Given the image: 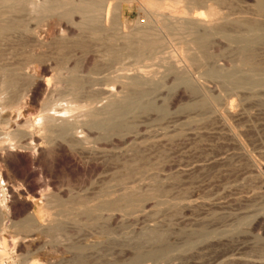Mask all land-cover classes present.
Segmentation results:
<instances>
[{
  "label": "rangeland",
  "instance_id": "374dc122",
  "mask_svg": "<svg viewBox=\"0 0 264 264\" xmlns=\"http://www.w3.org/2000/svg\"><path fill=\"white\" fill-rule=\"evenodd\" d=\"M33 1L0 7V24H14L0 33V131L28 120L36 135L24 146L0 132V264H264L256 0H158L168 11L99 0L93 12L78 10L86 0ZM140 36L159 39L154 51L136 47ZM39 79L48 88L30 92Z\"/></svg>",
  "mask_w": 264,
  "mask_h": 264
},
{
  "label": "bare ground",
  "instance_id": "6f19581e",
  "mask_svg": "<svg viewBox=\"0 0 264 264\" xmlns=\"http://www.w3.org/2000/svg\"><path fill=\"white\" fill-rule=\"evenodd\" d=\"M38 1V0H37ZM53 2H54V0H52ZM51 1V2H52ZM67 1H69V0H59V3H61V4H56V3H54V4H56V7H58L57 5H64L65 3L67 4L68 2ZM78 1V0H77ZM98 1L99 0H86V1H83L81 4L79 3L78 4V10H85L84 12H86V10H88V9H92V5H94V6H96L95 4H97L98 3ZM163 1V0H162ZM162 1H158V0H145V3L151 8V9H153V10H156V11H160V9H167V11H168V9H169V6H167V5H165L164 4V2H162ZM167 1V0H166ZM191 1V0H190ZM194 1H199V0H194ZM201 1V0H200ZM10 2V3H9ZM33 2H35V1H33V0H0V7H3L4 8V10H5V8L7 9V11H5L6 13L8 12V13H10L11 12V10H13L12 8H14L15 9V7L16 6H18V5H24V3L26 4V6L27 5H29L30 3H31V5H32V3ZM43 2H45L44 0H43ZM50 2V3H51ZM55 2H57L56 0H55ZM74 2V1H73ZM81 2V1H80ZM100 2H103L102 0H100ZM192 2V1H191ZM256 2H257V8H258V11H261V12H264V0H256ZM40 3V2H39ZM39 3H37L38 4V7H39ZM69 3H72V2H69ZM195 3V2H194ZM197 3V2H196ZM199 3H202V2H199ZM44 4V3H43ZM46 4V3H45ZM73 4V3H72ZM76 4V3H75ZM101 4V3H100ZM104 4V3H103ZM224 4V3H223ZM30 5V6H31ZM68 5V4H67ZM70 5V4H69ZM107 5H108V3H107ZM256 5V4H255ZM25 5L23 6V7H26ZM32 6H35V7H37L36 5H34V3H33V5ZM40 6H42V7H39V9L40 8H44L45 9V7H43V5H40ZM48 6L49 7H51V4L49 5L48 4ZM54 5H52V7H53ZM93 6V7H94ZM98 6V5H97ZM96 6V7H97ZM101 6H102V4H101ZM197 6V5H196ZM210 6V5H209ZM28 7V6H27ZM47 7V6H46ZM63 7V6H62ZM69 7V6H68ZM73 7H75V5L73 6ZM76 7H77V5H76ZM75 7V8H76ZM95 7V8H96ZM99 7V6H98ZM148 7V8H149ZM185 7V6H184ZM194 7V6H193ZM11 8V10H8V9H10ZM59 8H61L60 6H59ZM74 8V9H75ZM95 8H93V9H95ZM149 8V9H150ZM2 9V8H1ZM0 9V11L2 12V10ZM32 9H34V8H32ZM32 9H31V11H32ZM38 9V10H39ZM54 9V8H53ZM56 9H58V8H56ZM55 9V10H56ZM62 9V8H61ZM93 9H92V12H93ZM114 9V8H113ZM3 10V11H4ZM22 10H24V8L22 9ZM37 10V9H36ZM36 10H34V11H36ZM100 10V9H99ZM170 10V9H169ZM10 11V12H9ZM28 11V10H27ZM48 11H50V10H48ZM62 11H63V9H62ZM66 11V10H65ZM64 11V12H65ZM68 11V10H67ZM70 11V10H69ZM82 11V12H83ZM89 11V10H88ZM87 11V12H88ZM97 11H98V8H97ZM0 12V13H1ZM20 12V11H19ZM25 12V11H24ZM39 12V11H38ZM37 12V13H38ZM41 12V11H40ZM43 12H45V11H43ZM42 12V13H43ZM64 12H62V13H64ZM98 12H100V11H98ZM102 12V11H101ZM116 12V11H115ZM171 12V11H170ZM207 12V13H206ZM205 12V14H207V16L210 18V20L211 19H213V18H215L216 16H217V13H216V11H214L213 10V8H208V10ZM7 13V14H8ZM36 13V14H37ZM89 13H91V11L89 12ZM94 13H95V10H94ZM92 14L93 16H95V14ZM161 13V12H160ZM160 13H158V14H160ZM23 14V13H22ZM65 14H67V13H65ZM76 14V13H75ZM88 14V13H87ZM173 14V13H172ZM262 14V13H261ZM3 15V14H2ZM2 15H0V17H2ZM10 15V14H9ZM16 15H17V13H16ZM91 15V14H90ZM91 15V16H92ZM98 15V14H97ZM97 15L95 16V17H97ZM200 13H198V14H195V15H192V17H194V19L196 18V19H199L200 21L202 20H204V19H202L201 17H200ZM66 16V15H65ZM67 16H68V14H67ZM72 16V15H71ZM163 16V15H162ZM225 16V15H224ZM7 17V16H6ZM29 17H31V16H29ZM38 17V16H37ZM40 17V16H39ZM38 17V18H39ZM62 17V16H61ZM81 17V16H80ZM218 17V16H217ZM5 18V17H4ZM98 18V17H97ZM208 18V19H209ZM3 19V18H2ZM1 19V20H2ZM10 19V18H9ZM13 19H15V18H13ZM32 19H33V17H32ZM111 19V18H110ZM161 19V18H160ZM165 19V18H164ZM184 19V18H183ZM216 19V18H215ZM4 20V19H3ZM8 20V19H7ZM12 20V19H11ZM65 20V19H64ZM93 20H95V19H93ZM173 20V19H172ZM113 21V20H112ZM160 21V20H159ZM198 21V20H197ZM209 21V20H208ZM207 21V22H208ZM211 21H213V20H211ZM229 21V20H228ZM15 22V21H14ZM18 22V21H17ZM35 22V21H34ZM194 22H195V20H194ZM205 22V21H204ZM210 22V21H209ZM250 22V21H249ZM31 23V22H30ZM33 23V22H32ZM92 23V22H91ZM168 23V22H167ZM188 23V22H187ZM35 24V23H34ZM50 24V23H49ZM170 24V23H169ZM168 24V25H169ZM184 24V23H183ZM209 24V23H208ZM232 24V23H231ZM237 24H238V22H237ZM257 24V23H256ZM13 21H11V23L10 22H8V24H6V25H4V24H0V33H1V31H3L4 32V30H10L11 28H13ZM156 25V24H155ZM160 25V24H159ZM162 25V24H161ZM168 25H166V26H168ZM182 25V24H181ZM204 25V24H203ZM213 25V24H212ZM239 25V24H238ZM254 25V24H253ZM21 26V25H20ZM184 26V25H183ZM255 26V25H254ZM209 27V26H208ZM221 27V26H220ZM223 27V26H222ZM235 27V26H234ZM237 27V26H236ZM23 28V27H22ZM214 28V27H213ZM230 28V27H229ZM228 28V29H229ZM239 28V27H238ZM241 28V27H240ZM110 29V28H109ZM248 29V28H247ZM250 29V28H249ZM51 30V29H50ZM169 30V29H168ZM220 30H221V28H220ZM239 30V29H238ZM250 30H252V29H250ZM227 31V30H226ZM245 31H247V30H245ZM6 32V31H5ZM95 32V31H94ZM167 32V31H166ZM197 32V31H196ZM199 32V31H198ZM224 32V31H223ZM97 32H95V34H96ZM31 34V33H30ZM53 34V33H52ZM101 34H102V32H101ZM110 34V33H109ZM144 34H146V33H144ZM202 34V33H201ZM225 34V33H224ZM250 34V33H249ZM93 35V34H92ZM129 35V34H128ZM149 35H151L152 36V34H149ZM149 35H146V36H149ZM204 35V34H203ZM239 35V34H238ZM261 35V34H260ZM137 36V35H136ZM124 37V36H123ZM127 37V36H126ZM129 37V36H128ZM131 37V39L133 38L132 36H130ZM139 37V36H138ZM137 37V38H138ZM143 37V36H142ZM141 36H140V38H142ZM150 37V36H149ZM149 37H146V38H149ZM156 37V36H155ZM154 37V38H155ZM204 37V36H203ZM243 37V36H242ZM255 37V36H254ZM85 38V37H84ZM153 37L151 38V39H149V40H147V41H145V39H143L142 41H140V39H139V44L137 45L135 42V44L137 45H135L138 49H142L143 50V48H145V47H151V50H153L154 51V49L156 48L155 47V43H159L158 42V40H157V42H156V38L154 39ZM261 38H263V37H261ZM261 38H260V40H261ZM19 39V38H18ZM45 39V38H44ZM81 39H82V37H81ZM153 39V40H152ZM199 39H200V37H199ZM122 40V39H121ZM235 40V39H234ZM242 40V39H241ZM246 40V39H245ZM56 41V40H55ZM127 41H128V39H127ZM133 41H134V39H133ZM252 41V40H251ZM60 42V41H59ZM83 42V41H82ZM129 42V41H128ZM207 42V41H206ZM205 42V43H206ZM87 43V42H86ZM119 43V42H118ZM133 43V42H132ZM199 43H201V42H199ZM204 43V44H205ZM239 43V42H238ZM28 44V43H27ZM80 44H81V42H80ZM83 44V43H82ZM126 44V43H125ZM128 44V43H127ZM88 45V44H87ZM86 45V46H87ZM154 45V46H153ZM159 44H156V46H158ZM163 45V44H162ZM197 45V44H196ZM32 47H34V46H32ZM59 47V46H58ZM80 47H83V46H81L80 45ZM159 47H161V46H159ZM147 48V49H148ZM109 49V48H108ZM129 49V48H128ZM4 50V49H3ZM23 50V49H22ZM74 50V49H73ZM89 50V49H88ZM116 50V49H115ZM122 50V49H121ZM132 50V49H131ZM135 50V49H134ZM150 50V51H151ZM62 51V50H61ZM137 51V50H136ZM138 51H140V50H138ZM148 51H149V49H148ZM240 51V50H239ZM16 52V51H15ZM109 52V51H108ZM141 52V51H140ZM134 53V52H133ZM137 53V52H136ZM143 53V52H142ZM147 53V52H146ZM145 53V54H146ZM89 54V53H88ZM207 55V54H206ZM1 56H2V54H1ZM59 56V55H58ZM69 56V55H68ZM87 56V55H86ZM105 56V55H104ZM194 56V55H193ZM44 57V56H43ZM90 57V56H89ZM92 57V56H91ZM163 57H165V56H163ZM253 57V56H252ZM206 58V57H205ZM204 58V59H205ZM20 59V58H19ZM26 59V58H25ZM88 59V58H87ZM123 59V58H122ZM27 60V59H26ZM31 60V59H30ZM29 60V61H30ZM21 61V60H20ZM76 61V60H75ZM80 61V60H79ZM84 61V60H83ZM32 62V61H31ZM86 62V61H85ZM30 63V62H29ZM107 63V62H106ZM112 63H114V62H112ZM116 63V62H115ZM248 63H249V61H248ZM83 64V63H82ZM102 64H103V62H102ZM104 65V64H103ZM16 66V65H15ZM22 66V65H21ZM96 66V65H95ZM105 66V65H104ZM38 67V66H37ZM40 67V66H39ZM50 68V67H49ZM86 68V67H85ZM95 68V67H94ZM113 68V67H112ZM30 69V68H29ZM39 70V69H38ZM45 70V69H44ZM47 70V69H46ZM45 70V71H46ZM121 71V70H120ZM176 71V70H175ZM16 72V71H15ZM15 72H13L14 74H15V76H14V74L12 73V75H9L10 77L9 78H7L6 80H4V81H2L3 82V86L4 87H15V85L17 84V82H18V80L20 79H18V75L15 73ZM50 72V71H49ZM63 72V71H62ZM29 73V72H28ZM109 73V72H108ZM120 73V72H119ZM18 74H21V73H18ZM17 75V76H16ZM72 75V74H71ZM118 75V74H117ZM1 76V75H0ZM21 76V75H20ZM26 76L27 75H25V78H26ZM45 76V75H44ZM6 77V76H5ZM38 77V76H37ZM42 77V76H41ZM123 77V76H122ZM23 78V77H22ZM21 78V79H22ZM47 78V77H46ZM54 78V77H53ZM69 79V78H68ZM73 79H75L74 77H73ZM77 79V78H76ZM79 79V78H78ZM119 79V78H118ZM72 80V79H71ZM73 81V80H72ZM24 82V81H23ZM71 81L69 80V83H70ZM109 82V81H108ZM121 82V81H120ZM127 82V81H126ZM77 84V83H76ZM92 84V83H91ZM106 84V83H105ZM118 84V83H117ZM42 85H44V87H45V89L46 88H48V84L44 81V80H42V79H39V80H37L34 84H32L31 85V88L29 89V91L30 92H34L35 91V89H37L38 87H42ZM63 85V84H62ZM78 85V84H77ZM99 85V84H98ZM108 85V84H107ZM57 86V85H56ZM73 86H75V85H73ZM128 86V85H127ZM13 87V88H14ZM87 87V86H86ZM101 87V86H100ZM135 87V86H134ZM7 88V89H8ZM10 88V89H11ZM114 88V87H113ZM117 88V87H116ZM56 89V88H55ZM69 90H71L70 88H69ZM50 91V90H49ZM17 91H15V93H16ZM19 92V91H18ZM105 92V91H104ZM27 93V92H26ZM29 93V92H28ZM107 93H108V91H107ZM102 94V93H101ZM109 94V93H108ZM14 96L15 95H17V97H18V94H13ZM28 95V94H27ZM130 95V94H129ZM33 97V96H32ZM65 97V96H64ZM12 98H14V97H12ZM29 98V97H28ZM31 98V97H30ZM68 98V97H67ZM87 98V97H86ZM1 100V99H0ZM14 100H15V98H14ZM44 100V99H43ZM46 100V99H45ZM60 100V99H59ZM92 100H94V99H92ZM7 101V100H6ZM10 101V100H9ZM17 101V100H16ZM48 101V100H47ZM56 101V100H55ZM58 101V100H57ZM74 102H75V100H73ZM31 102V101H30ZM37 102V101H36ZM42 102V101H41ZM74 102L72 103V104H74ZM8 103H10V102H8ZM50 103V102H49ZM53 103V102H52ZM82 103V102H81ZM56 104H59V103H56ZM69 104V103H68ZM79 104V103H78ZM87 104V103H86ZM53 105V104H52ZM70 105H71V103H70ZM77 105V104H76ZM76 105H72V106H69V108H68V111H71V112H73V110H76L77 108L78 109H81L80 108V106H76ZM116 105V104H115ZM2 106V105H1ZM45 106V105H44ZM59 106V105H58ZM85 106V105H84ZM89 106V105H88ZM8 107V106H7ZM40 107V106H39ZM66 107H68V106H66ZM90 107H91V105H90ZM94 107V106H93ZM189 107V106H188ZM42 108V107H41ZM60 108V107H59ZM89 108V107H88ZM2 109V108H1ZM8 109V108H7ZM54 109V108H53ZM77 109V110H78ZM83 109V108H82ZM45 110H47V109H45ZM44 110V111H45ZM55 110V109H54ZM61 110V109H60ZM63 110V109H62ZM76 110V111H77ZM94 110V109H93ZM48 111V110H47ZM51 111V110H50ZM65 111H67V110H64V112ZM91 111V110H90ZM29 112V111H28ZM49 112V111H48ZM83 112V111H82ZM93 112V111H92ZM8 113V112H7ZM11 113V112H10ZM45 113V112H44ZM50 113V112H49ZM70 113V112H69ZM68 113V114H69ZM77 113V112H76ZM75 113V114H76ZM102 113V112H101ZM104 113V112H103ZM102 113V114H103ZM20 114V113H19ZM18 114V115H19ZM53 114L55 115L56 114V111H54L53 112ZM59 114V113H58ZM83 114V113H82ZM63 115V114H62ZM73 115V114H72ZM78 115V114H77ZM13 116V115H12ZM30 116V115H29ZM60 116V115H59ZM59 116H58V119L60 120L61 119V117L59 118ZM75 116V115H74ZM107 116V115H106ZM4 117V116H3ZM11 117V116H10ZM50 117V118H49ZM51 117L53 118V115H50V114H44V115H42V116H38V118L39 119H43V118H45V119H47V118H49V121H50V119H51ZM64 117H66V116H64ZM84 117V116H83ZM2 118V117H1ZM8 118V117H7ZM67 118V117H66ZM110 118V117H109ZM4 119V118H3ZM12 119V118H11ZM55 120L54 121H56V118H54ZM68 119V118H67ZM85 119V118H84ZM2 120V119H1ZM52 120V119H51ZM76 120V119H75ZM3 121V120H2ZM5 121V120H4ZM3 121V122H4ZM23 121V120H22ZM41 121V120H40ZM48 121V120H47ZM46 121V122H47ZM63 121V120H62ZM37 123H39L38 122V119H37V121H36ZM45 122V121H44ZM45 122V123H46ZM51 122V121H50ZM58 122V121H57ZM66 122H68V121H66ZM66 122L64 123V124H66ZM126 122V121H125ZM1 123V122H0ZM6 123V122H5ZM14 123H15V128L14 129H12L11 131H6V129L3 127V128H1V130L2 131H0L1 133L2 132H4L5 134H7L9 137V139H13V138H17V140H18V142H20V144H23L24 146L26 145V143L28 142V141H32V139H34L35 137H36V135H34L33 133H32V130L30 129L31 128V125H33V124H31L30 123V121L28 122V120H24L22 123H19L18 121H14ZM48 123V122H47ZM54 123V122H53ZM52 123V124H53ZM56 123V122H55ZM59 123V122H58ZM68 123H70V122H68ZM74 123V122H73ZM72 123V124H73ZM36 124V123H35ZM71 124V123H70ZM3 125V124H2ZM12 125H14V124H12ZM40 125V124H39ZM41 125H44V124H42V121H41ZM49 125V124H48ZM51 125V124H50ZM49 125V126H50ZM67 125V124H66ZM97 125V124H96ZM47 126V125H46ZM75 126V125H74ZM42 127V126H41ZM48 131H49V129H47ZM46 132V131H45ZM53 132V131H52ZM4 133H2V134H4ZM5 136V135H4ZM45 136V135H44ZM0 138H2V137H0ZM44 138V137H43ZM76 138V137H75ZM8 139V140H9ZM16 140V139H15ZM15 140H13L14 142H15ZM45 140V139H44ZM76 140V139H75ZM5 141H7V139L5 140ZM5 141H4V143H5ZM10 141V140H9ZM12 141V140H11ZM1 142H3V140L1 141L0 140V144H1ZM65 142V141H64ZM7 143V142H6ZM49 143V142H48ZM73 143V142H72ZM78 143V142H77ZM8 144V143H7ZM6 144V145H7ZM12 144V143H11ZM19 144V143H18ZM5 145V146H6ZM17 145V144H16ZM22 145V146H23ZM56 145V144H55ZM58 145H61V144H59L58 143ZM22 146H20V147H22ZM23 146V147H24ZM2 147H3V145H2ZM19 147V148H20ZM22 147V148H23ZM60 147V146H59ZM69 148H70V146H69ZM75 148V147H74ZM1 149H3V148H1ZM4 149H5V153H6V157L7 156H12V153H13V151H14V149H12V148H9V147H4ZM25 149V148H24ZM45 149V148H44ZM111 150V149H110ZM1 151V150H0ZM24 151V150H23ZM64 151V150H63ZM1 152H3V151H1ZM43 153V152H42ZM41 153H37V152H34V153H31V159H32V161L33 162H39L40 161V155ZM3 153H0V160H6V159H4V157H3ZM28 155V154H27ZM43 155V154H42ZM136 158V157H135ZM1 162V161H0ZM43 162H45V161H43ZM82 162V161H81ZM9 164V163H8ZM36 165V164H35ZM39 166V165H38ZM15 168V167H14ZM39 168V167H38ZM42 168V167H41ZM40 168V169H41ZM9 170V169H8ZM51 169H49V171H50ZM33 171V170H32ZM36 171V170H35ZM24 172V171H23ZM28 172V171H27ZM48 172V171H47ZM25 173V172H24ZM34 173V172H33ZM26 174V173H25ZM29 174H31V173H29ZM39 174V173H38ZM133 174V173H132ZM7 175V174H6ZM33 175V174H32ZM26 176V175H25ZM16 177V176H15ZM22 178V177H21ZM25 178V177H24ZM30 181V180H29ZM14 182V181H13ZM48 182V181H47ZM31 184H33V183H31ZM46 184V183H45ZM17 185V184H16ZM23 185V184H22ZM46 185H48V184H46ZM15 186V185H14ZM21 186V185H20ZM30 186V185H29ZM41 187V186H40ZM44 187V186H43ZM29 189V188H28ZM39 189V188H38ZM12 192V191H11ZM14 192V191H13ZM20 192V191H19ZM15 193V192H14ZM12 194V193H11ZM25 194V193H24ZM33 194V193H32ZM21 196V195H20ZM27 196V195H26ZM68 196V195H67ZM105 196V195H104ZM19 197V196H18ZM120 197V196H119ZM24 198V197H23ZM36 198V197H35ZM100 198V197H99ZM19 199V198H18ZM82 199V198H81ZM118 199V198H117ZM25 200V199H24ZM101 200V199H100ZM114 200V199H113ZM71 201V200H70ZM69 201V202H70ZM89 201V200H88ZM20 202V201H19ZM77 202V201H76ZM99 202V201H98ZM102 202V201H101ZM128 202V201H127ZM88 203V202H87ZM114 203H116V202H114ZM126 203V202H125ZM46 204V203H45ZM67 204V203H66ZM71 204V203H70ZM105 204V203H104ZM104 206V205H103ZM175 206V205H174ZM110 207V206H109ZM24 208V207H23ZM70 208V207H69ZM116 209V208H115ZM22 210V209H21ZM113 210V209H112ZM76 212V211H75ZM95 212V211H94ZM68 215V214H67ZM256 215V214H255ZM78 217V216H77ZM80 217V216H79ZM113 217V216H112ZM67 218V217H66ZM83 218V217H82ZM111 218V217H110ZM116 218V217H115ZM255 218H256V216H255ZM258 219H259V216L257 217ZM33 219V218H32ZM74 219V218H73ZM107 219V218H106ZM257 219V220H258ZM76 220V219H75ZM252 221H254V220H252ZM256 221V220H255ZM254 221V222H255ZM254 222H252V223H254ZM257 222V221H256ZM255 222V223H256ZM49 223V222H48ZM61 224V223H60ZM249 225V224H248ZM37 226V225H36ZM64 228V227H63ZM53 229V228H52ZM54 229H55V227H54ZM56 230V229H55ZM160 233V232H159ZM227 233V232H226ZM52 234V233H51ZM205 234V233H204ZM46 235V234H45ZM160 235V234H159ZM19 237V236H18ZM150 237V236H149ZM155 237V236H154ZM151 238V237H150ZM158 238V237H157ZM5 237L4 238H2L1 237V244L5 247ZM22 239H24V238H22ZM108 240V239H107ZM152 240V239H151ZM161 240V239H160ZM159 240V241H160ZM150 243V242H149ZM166 243V242H165ZM134 244V243H133ZM32 245V244H31ZM151 245V244H150ZM159 245V244H158ZM3 246L1 247V245H0V260H1V258L3 257V254H4V250H3ZM6 250V249H5ZM154 250H155V248H154ZM162 250V249H161ZM164 250V249H163ZM136 258V257H135ZM143 259V258H142ZM153 259V258H152ZM11 260V259H10ZM137 260V259H136ZM131 261V260H130ZM3 262V261H2ZM82 262V261H81Z\"/></svg>",
  "mask_w": 264,
  "mask_h": 264
}]
</instances>
